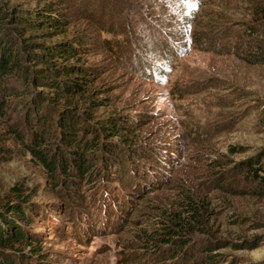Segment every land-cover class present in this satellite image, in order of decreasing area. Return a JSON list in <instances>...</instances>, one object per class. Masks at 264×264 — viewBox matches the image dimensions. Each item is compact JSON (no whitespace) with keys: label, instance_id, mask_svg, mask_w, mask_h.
Segmentation results:
<instances>
[{"label":"rangeland","instance_id":"1","mask_svg":"<svg viewBox=\"0 0 264 264\" xmlns=\"http://www.w3.org/2000/svg\"><path fill=\"white\" fill-rule=\"evenodd\" d=\"M0 2L63 12L65 35L31 38L84 42L82 61L94 72L90 97L65 106L77 114L78 132L100 134L101 125L111 126L101 120L123 119L133 126L118 133L144 151L116 138L124 148L117 169H103L91 183L75 177L74 189L58 175L55 188L36 152L65 150L57 121L65 107H49L53 129L30 127L24 106L32 97L22 98L23 83L6 78L0 201L22 194L31 204L22 226L27 246L20 251L38 258L32 243L50 264H193V257L197 264H264V189L241 166L253 157L264 167V66L235 53L256 43L257 6L264 0ZM32 133L47 144L36 145ZM99 140L108 141L102 134ZM85 156L92 161L100 149ZM165 228L175 233L158 234ZM168 236L188 244L187 259H171L164 248L171 245L157 240ZM30 256L24 259L34 264Z\"/></svg>","mask_w":264,"mask_h":264},{"label":"trees","instance_id":"2","mask_svg":"<svg viewBox=\"0 0 264 264\" xmlns=\"http://www.w3.org/2000/svg\"><path fill=\"white\" fill-rule=\"evenodd\" d=\"M257 9L259 18L256 24L258 23L259 26L257 29L255 28L256 43L243 50H237L235 53L249 65L264 66V4L257 6ZM62 16L63 12H58L55 8L29 11L21 8H9L5 2H0V97L5 95L3 81L6 78H10L16 83H23L18 95L22 98L24 94L32 97L31 103L24 106L25 109H30L25 120L30 127L38 125L44 131L53 129V126H50L54 117L49 112L51 104H54L53 109L57 111L56 106L60 104L65 107L72 103H79V100L86 102L90 97L88 90L91 86L90 83L93 82L92 67L82 61L81 51H84L86 46L80 37L65 38V40L50 44L44 41L35 42L31 38L34 33L39 35L40 32L44 36L53 35L52 37L65 35L64 23L66 19ZM30 84H34L41 90L31 91ZM78 98L80 99L78 100ZM88 102H90V108H94V104L97 103L94 100ZM3 109L4 104L0 101V113ZM76 115H72L71 111L65 107L60 110L57 118L60 127L58 128L59 141L65 145V150H61V146L58 145L60 152L52 151L48 155L41 150L36 152L38 158L49 170L50 175L53 176L51 181L55 188L59 187L58 175L60 183L74 189L78 183L75 177L91 183L98 178L103 169H106V171H102L104 174L117 169L119 164L123 163L119 153L124 148L113 141L116 138L126 144L130 150L144 152L140 147H136L126 134L118 133L122 127H132V123L115 117L101 120L111 125H101L100 134L107 137L108 140L103 141L99 140V133L92 135L89 129L79 133L78 126L75 125ZM125 123L128 124L125 125ZM88 133L92 135L90 139H86ZM31 138L38 146L47 144L37 133H32ZM1 149L2 155L3 150L1 151ZM45 149H47L45 151H50L51 148ZM96 149H100V156L93 158L92 161L87 160L85 155L92 156ZM241 164H243L242 168L248 171L249 179L264 189V167L259 166L260 161L252 157ZM99 166H101V170ZM20 191L22 190L19 189L18 192ZM24 197L22 194H18L15 198L17 201H13V199L0 201V264H17L18 262L29 264L24 257L30 255L20 251L22 246L26 245L24 242L26 236L22 226L24 225L23 221L29 217L26 214V209L29 210L31 207ZM195 215L200 216L201 213L195 211ZM194 220L202 223V219L195 218ZM169 233L175 232L170 228H165L164 232L158 234L167 236ZM157 240L162 241L163 244L171 245L164 247L171 259L178 257L187 259L189 257V249H185L188 244H180L183 242L182 239H173L168 236L159 237ZM173 244L175 246H172ZM28 245L31 246L30 251L39 253L36 259L30 256L34 264H50L41 258L40 250L33 249L32 243ZM208 248L210 249L211 246ZM206 255L208 259L216 257ZM192 261L193 264H197L195 257L192 258Z\"/></svg>","mask_w":264,"mask_h":264},{"label":"snow or ice","instance_id":"3","mask_svg":"<svg viewBox=\"0 0 264 264\" xmlns=\"http://www.w3.org/2000/svg\"><path fill=\"white\" fill-rule=\"evenodd\" d=\"M181 3L187 5L189 3V0H181ZM190 6L192 8H195L196 7L195 3H191Z\"/></svg>","mask_w":264,"mask_h":264}]
</instances>
